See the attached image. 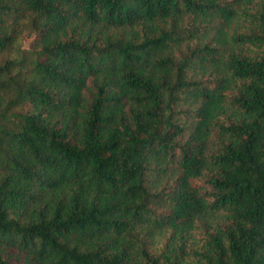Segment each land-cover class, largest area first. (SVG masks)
Returning a JSON list of instances; mask_svg holds the SVG:
<instances>
[{
    "label": "trees",
    "instance_id": "16d2710c",
    "mask_svg": "<svg viewBox=\"0 0 264 264\" xmlns=\"http://www.w3.org/2000/svg\"><path fill=\"white\" fill-rule=\"evenodd\" d=\"M0 264H264V0H0Z\"/></svg>",
    "mask_w": 264,
    "mask_h": 264
},
{
    "label": "rangeland",
    "instance_id": "374dc122",
    "mask_svg": "<svg viewBox=\"0 0 264 264\" xmlns=\"http://www.w3.org/2000/svg\"><path fill=\"white\" fill-rule=\"evenodd\" d=\"M31 40V37L28 36V35H25V38H24V47L27 48L28 47V44H29V41Z\"/></svg>",
    "mask_w": 264,
    "mask_h": 264
}]
</instances>
